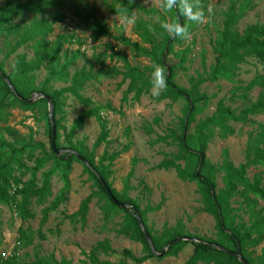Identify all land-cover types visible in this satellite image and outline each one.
<instances>
[{
    "label": "rangeland",
    "instance_id": "1",
    "mask_svg": "<svg viewBox=\"0 0 264 264\" xmlns=\"http://www.w3.org/2000/svg\"><path fill=\"white\" fill-rule=\"evenodd\" d=\"M4 1L0 0V5ZM43 1L53 4L46 9L44 14L37 16V20L44 19L52 24L53 31L45 38L48 49L52 47L57 36L68 29L67 23L74 28L77 39L84 41L83 48L76 43L64 45L57 61L51 67L45 63L39 71L27 76L32 88L37 90L45 88L48 92L69 87L72 75L81 69L97 71L103 68L120 71L124 64L120 58H110L112 51L125 56L126 61L132 67L149 66L148 60L135 58L130 50L117 39L122 38L130 43L141 44L140 39L133 33L134 24L139 20L159 27L164 22L172 23L171 11H161L163 0ZM230 2L231 0H207L206 14L202 23L191 21L183 15L189 37L188 39L179 38L171 47L172 51L187 50L183 64L185 70L179 71L174 79L177 86L188 89L190 79H196L198 76L204 77L208 73L213 62L211 47L219 38L222 13L228 9ZM129 3L138 5L149 12L141 13L133 8L129 16L123 12L116 13L112 9V6L116 9L125 8ZM251 5L252 9L246 12L238 22L239 32L247 26L264 23V0H251ZM76 14L88 19L89 23L94 20L102 22L107 27L109 36L94 43L91 42L90 31L75 28L79 23ZM33 18L32 15H24L15 22L28 25ZM129 20L132 22L128 23ZM107 45L110 46L111 51H106L105 46ZM7 51L6 42L0 38V63L3 65L4 72L13 77L16 76L12 64L14 55H25L27 60H32L34 55V50L25 46L5 60L4 56ZM104 52L105 56L102 54ZM178 60L179 58L170 55L166 59L165 67L176 66ZM260 75L264 77L261 66L256 61L248 59L240 66L236 83L245 86ZM127 86L128 82L121 84V76H115L113 72H110L85 84L81 89L79 92L81 96L90 100L87 106L79 103L70 94H65L60 100V113L54 117L57 122V143L60 150H69L70 145L79 148L82 144L88 152L91 151L100 132L101 120L91 118L82 128L75 130L71 137L68 135L73 123L82 112L90 108L97 109L98 116L106 121L108 142L96 150V162L104 151L116 153L128 147L127 152L122 153L113 163L109 182L113 190L121 193L129 172L133 170L132 178L129 180L131 190L128 192V198L134 201L141 211L162 205L159 210L147 212L145 215L146 227L151 234L160 238L165 230L173 229L176 223L180 222L185 237L215 241L214 220L200 211L201 206L195 184L180 182L173 170L155 169L165 156L176 153V147L164 144L150 146V141L157 135H164L168 127H172L178 119L183 118L185 111L183 102H157V96L152 95V89L138 99L134 98L133 93L129 94L127 100L123 102V93ZM234 86L235 84L226 81L203 84L199 92L204 94L208 101L205 105L199 106L201 112L196 116V121L211 116L218 100L222 97L228 99L230 90ZM260 91L261 89L255 88L250 93L251 102H255ZM230 104L232 108L241 106L240 101L230 102ZM43 111V109H36L34 112L17 108L10 109L6 122L1 124L0 143L8 144L18 150L25 147L23 153L18 155V160L23 167L13 166V176L20 178L23 182L31 178V168L34 167L36 159L51 155L48 117ZM155 118H158L160 123L152 126L154 134L147 136L143 127L152 123ZM259 124L264 125V115L252 117L251 121L245 125L232 124L235 134L224 140L213 139L204 153L205 159L212 164L219 165L223 160L222 152L227 151L229 161L234 167H238L244 162L248 136L257 129ZM5 127L11 129L9 133L4 131ZM193 129L194 124L190 127L189 135L193 134ZM190 145L194 147L191 138ZM8 156V149L0 150V163L6 161ZM50 169H52V162L46 163L36 173V180L40 183L41 175ZM256 173H262L264 179V171L261 168L248 170L247 176L251 178ZM67 179L69 180V192L66 202L55 212L50 213L44 224H41L42 211L49 207L64 188L59 171H56L50 178L49 193L46 198L40 203L33 201L29 207L33 215L32 219L21 221L12 207L0 206V264H31L37 259L45 262L66 260L71 264H90L82 253L88 255L97 243L105 240L114 252L108 256L102 254L99 256V261L104 264H117L123 261V250L130 251L136 258L145 255L141 244L118 234L124 215L114 213L109 219H104L97 205V198H94L89 205L84 225H72L66 217L73 215L80 202L91 191H97V189L92 187L88 176L84 174L82 166L78 163H72ZM216 184L218 188L222 187L221 175H217ZM231 209L235 222L248 226L251 211L264 210V202L257 201V204L247 205L244 203V198L235 197L231 201ZM18 230L31 236L30 245L25 246L23 242H17ZM223 247L230 249L225 245ZM263 248L264 243L257 248L249 249L248 257L254 261L257 260L261 257ZM192 252L193 246L188 243L176 257L154 256L143 264H185ZM125 263L134 264L129 260Z\"/></svg>",
    "mask_w": 264,
    "mask_h": 264
},
{
    "label": "trees",
    "instance_id": "2",
    "mask_svg": "<svg viewBox=\"0 0 264 264\" xmlns=\"http://www.w3.org/2000/svg\"><path fill=\"white\" fill-rule=\"evenodd\" d=\"M103 1L106 2L107 0ZM118 2L126 1L118 0ZM189 2L197 4L205 16L207 0H189ZM51 6H53L52 3L43 0H5L0 5V38H3L8 47L4 59L7 60L17 50L25 46H29L34 50L32 60H27L25 55H14L12 64L16 71L15 77L6 74L2 63H0V71L8 78L14 89V93H12L0 78V130L1 124L7 120L10 109L17 108L22 111L31 112H34L36 109H43L44 114L48 117L46 110L47 103L44 99L35 100L31 104L25 102L34 93H42L50 98L54 118L60 113V100L64 98L65 94H70L79 103L87 106L90 100L84 99L79 92L85 84L96 80L101 75L113 72L115 76H121V84L128 82L122 98V101L125 102L129 94L133 93L134 98L138 99L140 96L149 93L152 89L151 73L153 66L158 65L162 67L165 71L166 88L156 97V101H170L172 103L182 101L185 111L183 118L178 119V122L172 127H168L164 135H157L155 139L150 141V146L164 144L176 147V153L165 156L155 169L163 171L173 170L180 182L195 184L201 206L200 211L213 218L216 236L215 241H205L196 238L199 242L191 243L193 252L185 264H240L235 258L217 251L209 244L222 248H225L223 247L225 245L230 248L229 251L234 253L240 251V254L248 264H264V248L262 249L261 257L257 260L254 261L248 257L249 249L257 248L264 243V210L251 211V220L247 226L244 223L235 222L231 209V201L235 197L244 198V203L247 205L257 204V201L264 202V179L262 173L253 174L251 178L247 176L248 170L253 168H261L264 171V125L259 124L257 129L248 136L244 152V162L238 167H234L229 161L227 151L222 152L223 160L219 165L210 163L204 156L206 149L213 139L224 140L235 134V129L231 126L232 124L245 125L251 121L252 117L264 115V77L262 75L257 76L245 86L236 83L240 66L248 59L256 61L264 73V23L247 26L242 32H239L237 29L238 22L245 16L246 12L252 9L251 0H231L228 9L222 13L219 38L211 47L212 65L204 77L198 76L196 79H190L188 89L181 88L174 82L177 73L185 70L183 64L186 60L187 50H171L173 43L180 37H171L161 26H154L142 20L136 21L133 27V33L140 39L142 45L130 43L128 40L122 38L117 40L124 44L135 58L148 60L149 66L132 67L126 61L125 56L112 51L110 58H120L124 64L120 71L116 69L105 70L103 68L97 71L93 69H81L72 75L70 86L67 88L51 92H48L45 88L39 90L32 88L30 82L27 80V76L39 71L40 68L44 67L45 63L48 67H51L57 61V57L64 45L71 43H76L79 47L84 45L83 40L79 41L77 39L76 32L71 33L65 30L57 36L52 47L48 49V43L45 38L53 31L52 24L44 19L37 20V16L44 14L46 9ZM133 8L137 12H149L138 5L130 3L122 9H116L112 6L113 11L116 13L123 12L129 16ZM195 10L194 8L193 11ZM170 11L172 22L186 27L182 12L177 7H173ZM24 15H32L34 18L28 25L15 22L17 19L20 20ZM75 16L79 21L75 28L90 31L91 42L94 43L101 38L109 36V31L102 22L94 20L89 23L88 19L78 14ZM149 27L151 30H149ZM105 48L106 51L112 50L109 45L105 46ZM78 50L81 52L80 48ZM105 52L102 53L103 56H105ZM170 55L179 58L178 64L176 66L165 67L166 59ZM219 81L235 84L233 89L230 90V97L228 99L225 97L220 98L211 116L196 121V116L201 112L199 111V106L205 105L208 101V98L199 92V88L203 84ZM255 88H259L261 91L255 102H251L249 96ZM235 101H240L241 106L232 108L230 102ZM91 118L101 120L100 132L91 151L88 152L82 144H80L79 148L70 145L69 150L75 151L78 156L91 166L93 171L79 162L74 156L64 154L56 157L49 146L51 155L36 159L34 167L31 168V178L23 182L20 178L13 176V166L23 167L18 160V155L23 153L25 147L18 150L8 144L0 143L1 151L4 148L9 150V156L6 161L0 163V206L12 207L17 212L21 221L32 219L33 215L30 213L29 207L33 201L40 203L46 198L49 193L50 178L56 171H59L64 188L49 207L42 211L41 224H44L48 215L55 212L59 206L66 202L69 192V180L67 178L71 172L72 163H78L82 166L84 174L88 176L92 187L97 189V191H91L80 202L77 211L73 215L67 216L66 219L72 225H84L89 205L94 198H97V205L104 219H109L114 213H122L124 215L118 234L141 244L145 253L144 256L136 258L130 251L123 250L122 255L124 260L117 264H126L125 261L127 260L134 264H143L148 259L153 258L154 255L144 239L137 220L133 213L124 212L114 205L106 193L101 180L110 190L116 201L131 206L139 213L145 230L157 253H161L163 247L173 239L185 237L183 233L184 229L180 222H177L173 229L165 230L160 238H156L151 234L146 227L145 215L147 212L159 210L162 205L159 204L152 209L146 208L141 211L139 206L128 198V192L131 190L129 180L132 178L133 170L129 172L121 193H117L111 188L109 180L112 176L111 168L113 163L122 153L127 152L128 147H124L116 153L104 151L96 162V150L102 144L106 145L108 142L106 121L98 116L97 109L90 108L82 112L73 123L68 136L71 137L75 130L82 128L85 122ZM159 123V119L155 118L152 123L146 124L143 127L145 134L147 136L153 135L154 130L152 126H157ZM47 124L50 141L51 130L49 120ZM192 124H194L193 134L189 135ZM56 127L57 122H55ZM10 130L8 127L4 128V131L8 133ZM190 138L193 140L194 147L190 145ZM57 141L58 134L56 133L55 146L56 149L60 150ZM49 162H52V169L41 175V182L39 183L35 175ZM217 175H221V188H218L216 184ZM31 240V236H28L22 230H18L17 242H23L25 246H28ZM188 243L177 242L169 246L165 256L176 257ZM113 252L108 241L105 240L97 243L88 255L84 253L82 255L85 256L90 264H104L99 261V256L101 254L108 256ZM31 264H71V262L66 260L45 262L37 259Z\"/></svg>",
    "mask_w": 264,
    "mask_h": 264
},
{
    "label": "water",
    "instance_id": "3",
    "mask_svg": "<svg viewBox=\"0 0 264 264\" xmlns=\"http://www.w3.org/2000/svg\"><path fill=\"white\" fill-rule=\"evenodd\" d=\"M0 78L2 79V81L7 85V87L10 89V91L12 93H14V89L11 86L8 78L0 71ZM39 99H44L47 103V113H48V120L50 123V141H49V146L51 151L55 154L56 157H59L61 155L67 154L69 156H74L77 158V160L79 162H81L82 164L86 165L91 171L92 168L91 166L84 160L82 159L80 156H78V154L73 151V150H58L56 149L55 146V138H56V128H55V121L53 118V106H52V102L50 100L49 97L45 96L42 93H34L33 95H31L30 99L25 100L26 103L31 104L33 103L35 100H39ZM96 176L98 177V175L96 174ZM101 183L103 185V187L105 188L106 193L108 194V196L110 197V199L112 200V202L114 203V205L116 207H118L119 209H121L124 212L127 213H133V215L135 216L138 226L144 236V239L146 240L149 248L152 251V254L154 256L157 257H163L168 249L169 246L177 243V242H189V243H198L199 241L195 238H190V237H179V238H175L172 241H170L165 247H163L161 253H157L153 247V244L151 242L150 237L148 236L147 231L145 230L144 224L141 220V217L139 215V213H137L131 206L126 205V204H121L118 201L115 200V198L113 197V195L110 193V190L106 187V185L104 184V182L101 180ZM212 248L216 249L217 251H220L222 253H224L225 255L231 256L233 258H235L240 264H248L245 259L242 257V255L240 254V251H237L236 253L231 252L225 248H222L220 246L214 245V244H209Z\"/></svg>",
    "mask_w": 264,
    "mask_h": 264
},
{
    "label": "clouds",
    "instance_id": "4",
    "mask_svg": "<svg viewBox=\"0 0 264 264\" xmlns=\"http://www.w3.org/2000/svg\"><path fill=\"white\" fill-rule=\"evenodd\" d=\"M173 7H177L182 12V14L191 21L202 23L204 20L203 11L200 10L197 4L190 3L189 0H163L161 4V11L167 12L173 9ZM194 8L196 9L195 11H193ZM209 11H211V9H209ZM131 22V20L128 21V23ZM161 27L171 37H180L184 39H188L189 37L187 29L181 26L179 23L164 22L161 24ZM149 30H151L150 27ZM151 84L153 96H159L160 92L166 88L165 71L162 67L158 65L153 66V71L151 73Z\"/></svg>",
    "mask_w": 264,
    "mask_h": 264
},
{
    "label": "built area",
    "instance_id": "5",
    "mask_svg": "<svg viewBox=\"0 0 264 264\" xmlns=\"http://www.w3.org/2000/svg\"><path fill=\"white\" fill-rule=\"evenodd\" d=\"M69 26H68V29H66V30H68L69 32H71V33H73L74 31H73V29L74 28H72L71 26H70V23H67ZM81 48H83L82 46H81ZM84 49H82V51H83Z\"/></svg>",
    "mask_w": 264,
    "mask_h": 264
}]
</instances>
